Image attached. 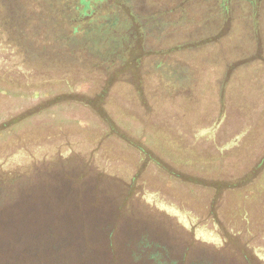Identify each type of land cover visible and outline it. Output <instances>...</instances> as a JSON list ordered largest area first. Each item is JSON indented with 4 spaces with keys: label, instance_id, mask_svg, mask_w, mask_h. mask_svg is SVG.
<instances>
[{
    "label": "flooded vegetation",
    "instance_id": "1",
    "mask_svg": "<svg viewBox=\"0 0 264 264\" xmlns=\"http://www.w3.org/2000/svg\"><path fill=\"white\" fill-rule=\"evenodd\" d=\"M18 1L20 0H0V15L3 11V14L7 11L12 16L22 12L19 5L11 9L14 2ZM60 1L62 5H57L58 1L54 0L55 10L66 8L65 14L82 16L85 19L101 17L104 14L113 18L115 15L120 27L132 22L133 14L140 51L139 61L134 60L133 63L138 73L137 79L144 88L142 93H152L147 82L150 81L148 76H153L158 81L159 95L169 99L167 105H158L151 111L138 104L139 102L129 106L122 101L115 103L119 104L116 105L117 110L138 117L140 125L151 129L160 139L158 146L166 148L173 162H185V166L177 165L178 169H172L161 164L155 155L147 156L159 167L156 176L167 172L181 178L180 183L186 184L183 188L180 187L183 191L179 188L174 190L180 192L170 191L169 188L165 191L163 185L155 180L146 181L147 184H144V180L138 182L136 165L124 154L115 153L111 140L103 142L104 149L100 151L102 154L95 156L97 164L106 169V172L115 174L126 182V187L132 194L130 198L140 202L143 209L149 210L148 221H153L167 230L171 240V253L170 257H166L167 264H205L204 258L207 254L209 257L220 254L237 256L235 250L230 253L228 250L216 249V241L226 236L234 239L238 236L235 240L253 251L252 254L255 249L264 254V239L262 243L256 244L254 237L259 240V236H254L251 240V235L244 236L243 232L240 234L241 230L236 226V221H241L239 217L243 214V221L259 225L260 230L256 227L255 231L259 230L258 233L264 236V186L259 183L264 170L258 174H261L258 183L251 180L254 176H249L250 184L247 183L246 187V177L236 168L232 169L235 170L233 172L231 169L224 172L220 167H236L246 160L251 161L246 156L256 149L255 140L261 136L264 142V84L258 90H253L251 96L256 98L245 108L240 92L236 89L223 90V86L230 84L237 75L258 76L261 72L260 66L264 71V0H97L91 3L85 0L86 5L80 4L79 0ZM88 6L90 9L87 10ZM101 20L104 19L101 17L99 21ZM43 61L47 62L46 53ZM44 66H47L46 63ZM247 66L251 67L243 70ZM128 73L125 70L121 76ZM116 84L118 90L113 92L109 103L113 102L115 93L127 101L137 100V88L127 86L124 89L123 85L119 86L118 82ZM228 97L231 99L230 105L226 101ZM223 106L235 114L238 111L255 113L259 109L262 113L256 116L250 126L247 124V135L238 140L236 136L239 130L236 132L234 127H238L239 123L223 121ZM149 112L151 116L148 115ZM180 113H183L182 117ZM231 129L232 134L228 137ZM66 133H48L43 139L49 143V137L55 138L59 144L64 145ZM88 142L95 144L93 139ZM224 149L225 152L231 151V154L236 155L231 163L222 160L225 157ZM262 149L260 155L252 160H258L253 164L254 168L258 166V162L260 165L264 161V144ZM216 161H219V166L212 169ZM198 165L203 167L197 168ZM249 165L250 162L246 167ZM248 171L249 169H245L244 173ZM236 176V183L231 185L234 187L228 185L231 199L222 208L230 210V219H223L218 210L210 213L214 201L220 200L221 196L218 195L223 192L216 182ZM149 193L153 196L151 202L147 200ZM128 206L130 204L127 202L126 207ZM191 226L192 231L189 229ZM222 226L229 228L222 229ZM182 242L183 251L178 253L175 248ZM244 261L247 262L246 259ZM260 264H264V259L260 260Z\"/></svg>",
    "mask_w": 264,
    "mask_h": 264
},
{
    "label": "trees",
    "instance_id": "2",
    "mask_svg": "<svg viewBox=\"0 0 264 264\" xmlns=\"http://www.w3.org/2000/svg\"><path fill=\"white\" fill-rule=\"evenodd\" d=\"M15 5L22 12L0 15V93L37 92L53 82L70 88L86 75L93 91L86 102L100 111L103 133L127 140L120 118L126 114L117 110L116 121L104 108L113 79L125 70L137 73L133 14L132 22L120 27L115 15L104 14L101 21L72 16L66 8L55 10L54 0H20L11 9ZM45 53L51 62L46 67L37 63ZM46 108L43 99L0 121V137L18 136L16 144L0 145V264H167V230L148 221L149 210L130 198L126 182L94 160L102 154L98 137L89 135L95 144L84 150L65 144L68 155L59 144L46 149L23 142L25 127L16 126ZM182 244L175 251L181 253ZM207 255L205 264L235 262Z\"/></svg>",
    "mask_w": 264,
    "mask_h": 264
},
{
    "label": "rangeland",
    "instance_id": "3",
    "mask_svg": "<svg viewBox=\"0 0 264 264\" xmlns=\"http://www.w3.org/2000/svg\"><path fill=\"white\" fill-rule=\"evenodd\" d=\"M80 1V0H79ZM86 8V7H85ZM90 9V6L87 7V10ZM43 54V53H42ZM41 54V57L37 61L38 64L40 65H50L51 62L47 59V62L43 61L44 60V55ZM164 58H166V55H163ZM146 57V56H145ZM141 59L143 60L144 57L142 56ZM251 66L244 67L243 70H246L247 68H250ZM260 73L258 76H245V75H239V77H235L232 81H230V84L223 86V90L227 89H236L237 92H240V96L243 98V102L245 105H243V108L250 106V101L254 100L256 97H252L251 94L253 93V90L256 91L260 88L262 84H264V71L263 68L260 66ZM129 73L126 76H118V78H114L113 82L110 88V90H113L110 92L107 97H106V103L105 105V112L109 117L114 118L116 121L120 117L118 115L117 107L116 105H119V102L121 101L126 104V106H129V104H140L147 108L149 111L153 109L154 107L158 105H167L168 103V97L166 96H160L158 92V81L156 78L153 76H148V81L150 77V81L147 82L152 88V93L151 94H143L142 91H144L143 85L141 81H138L137 76L138 73H134L132 70H127ZM245 76V77H244ZM241 77V78H240ZM87 76L83 75V77H77L75 80L72 81L70 84V88H68L66 85H63L61 83L53 82V83H46L41 90L35 92V91H30L29 92H21V93H16L14 91H11L7 94H2L0 93V121L14 116L15 114H18L22 111H25L29 108H32L35 104H37L40 100H45L47 108L42 109L39 112L34 113L32 116H30L27 120L22 122L21 125L16 126V129H20L21 131L24 127L23 133L21 136H23V142L28 145L29 147L34 146V144L41 143V145L45 146L46 149L53 147L56 144H59V141H57L55 138H50L49 137V143L46 142L45 135L48 133H58V132H67L65 136V144L67 143H72L74 145H78L79 148L82 150L87 149L89 146V139H92L93 135L94 137H98L100 146H99V151L104 149V144L103 142H107L108 140H111V146L112 149L115 150V153H118L120 155L124 154L129 161L134 162L136 165V171L138 173V182H143L142 180L145 181L144 184H147L146 181L150 182L151 180H155V182H158L162 184L167 191L169 188L170 191H178L174 190V188H179L182 190L183 186L186 184H181L180 180L181 178H177L173 176L170 173L163 172L161 176H156V172L159 170L158 165H156L155 162L152 160H149L147 158L148 155H155L158 157L161 162L165 167L168 165L172 169H178L176 167L177 165H182L185 166V162H178L171 160L170 156L167 154L166 148L163 146H158L160 143V139H158L151 131L150 128L145 127L144 125H140L139 123V118H133L131 119L130 117H120L123 119V130H124V135L127 138V140L118 138L116 136H107L103 133V123L99 121V116L100 111L98 109H94L91 104L87 103L86 101L89 100L90 98L93 99L91 93L93 91L91 90V83L89 82V78L87 80ZM240 78V79H239ZM120 80V81H119ZM116 81V82H115ZM119 83V86L123 85L122 87L126 89V87L131 86L133 88H137L138 98H136V101H132L131 99L127 101L125 98H121L120 94L115 93L113 96V102L109 103L110 99L112 98L113 92H117L118 86H116V83ZM227 84V82H226ZM140 88V90L138 89ZM142 88V90H141ZM263 88V87H261ZM221 89V88H220ZM70 91L68 93L67 91ZM109 90V91H110ZM65 92H67L65 94ZM259 98V95L257 96ZM91 99V100H92ZM228 102V105H230L231 99L228 97L226 99ZM111 102V101H110ZM122 103V104H123ZM253 109V107H252ZM260 110V109H259ZM257 110L255 113L250 114L238 111V114H235L234 112L228 111L225 106H223V111H222V119L223 121L227 122H234L237 121L239 123L238 127H234L235 131L238 132L236 139L241 140L242 138L244 139L245 136L247 135L246 133L249 131L248 128L257 117L259 116L260 112ZM149 116L152 114L149 112ZM181 117L183 116V113L179 114ZM151 117H148L150 119ZM120 123V122H119ZM249 126H248V125ZM246 125V127H245ZM245 129H243L244 127ZM41 127V128H40ZM40 132L35 133L34 130H38ZM243 129V130H242ZM231 133L228 134V137L231 136L232 134V129L230 130ZM89 135H92L90 137ZM230 135V136H229ZM11 136V135H10ZM14 137H18L15 135H12ZM14 137H11L9 139L8 136H3L0 137V145L2 149H6L7 145L9 144H16L18 139H13ZM59 137V135H58ZM93 137V138H94ZM224 138L226 135L223 136ZM263 137H258L254 144L256 145V149L250 153V155L247 154L246 157L248 159H251V161H244L241 165L236 166V167H231L229 165L223 166L221 165V169L226 172L231 169V172L235 171L232 170L236 168V170L241 172V175L246 177V182L244 186L246 185L251 179L254 180L253 182L258 183V178L260 175H258L261 171L264 170V161L261 162L256 168H254L253 164L256 161H252L255 159V157L259 156L261 151H263L262 146L264 144ZM5 139V141H4ZM8 140V141H7ZM236 141V140H235ZM8 142V144H7ZM64 144V145H65ZM6 145V146H5ZM61 145V144H59ZM64 145H61L62 152L66 155H68L70 152L66 149H63ZM5 146V147H3ZM224 147V146H223ZM1 150V149H0ZM142 150V151H140ZM223 153L225 155L222 160H226L228 163H231L232 158L235 159L236 155L231 154V151L225 152V149L223 150ZM228 154H231L227 156ZM131 158V159H130ZM140 159V160H139ZM95 160V158H94ZM137 160L138 162H136ZM221 161V160H220ZM250 162L249 167H246ZM138 163V164H137ZM219 166V161H216V165L212 168L215 169L216 167ZM201 166H197V168H201ZM238 167V169H237ZM245 169H249L248 172L244 173ZM232 175V174H230ZM251 176V177H249ZM236 177H229V178H223L219 179L216 183L219 184V187L222 188L221 192L222 194H219L218 196H221V199L214 201L213 204V209L210 210V213H215L217 210L219 212V216H221L223 219H230V210L228 209H222L224 207V204L230 201L231 197L229 194V186L232 185L233 183L235 184L236 182ZM245 179V178H244ZM260 179V178H259ZM182 181V180H181ZM210 181V180H209ZM239 183V182H238ZM260 184L264 186V174L262 175L260 181ZM250 184V183H248ZM182 187V188H180ZM234 187V186H231ZM239 187H241L239 185ZM224 189V190H223ZM183 191V190H182ZM242 191V189L240 190ZM239 191V192H240ZM180 192V191H178ZM231 192V191H230ZM247 192V190H246ZM236 194V193H235ZM237 195V194H236ZM262 196H264V191L262 192ZM153 196L149 193L147 194V200L149 202L152 201ZM229 208V207H228ZM243 214L239 217L241 221H236L238 226V230L240 231V234L243 232L244 236H252L251 240L254 236H259L258 238L254 237V240L257 243H262L264 236L262 237L258 232L260 230V226H255L251 221H243ZM222 229H225V226H222ZM254 227V228H253ZM257 227L258 232L255 231V228ZM229 228V227H228ZM226 228V229H228ZM189 229L192 231L193 227H189ZM250 231V233H249ZM255 231V234H254ZM228 232V231H227ZM239 235V233H238ZM242 235V236H243ZM238 237V236H237ZM237 237L235 239H237ZM208 241H212L211 239L209 240L208 238H205ZM234 238L230 236H226L224 239H220L219 241H216L217 243V248L219 251H227L232 252L236 251L237 256H225L226 258H229L231 261H235L238 263V261L243 262L246 264L248 261L251 262V264H260V260L264 259V254L260 253L259 250L255 249L254 254L253 251L250 249L245 248L241 242L236 241ZM260 241V242H259ZM226 247V249H224ZM231 248V249H227ZM233 253V252H232ZM246 259L247 262L244 261Z\"/></svg>",
    "mask_w": 264,
    "mask_h": 264
}]
</instances>
